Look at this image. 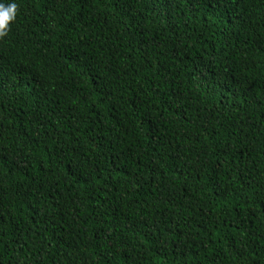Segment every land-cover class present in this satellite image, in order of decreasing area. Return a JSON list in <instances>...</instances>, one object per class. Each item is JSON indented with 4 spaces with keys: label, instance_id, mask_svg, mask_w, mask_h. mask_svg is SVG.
I'll return each instance as SVG.
<instances>
[{
    "label": "trees",
    "instance_id": "trees-1",
    "mask_svg": "<svg viewBox=\"0 0 264 264\" xmlns=\"http://www.w3.org/2000/svg\"><path fill=\"white\" fill-rule=\"evenodd\" d=\"M14 2L0 264H264V0Z\"/></svg>",
    "mask_w": 264,
    "mask_h": 264
},
{
    "label": "clouds",
    "instance_id": "clouds-1",
    "mask_svg": "<svg viewBox=\"0 0 264 264\" xmlns=\"http://www.w3.org/2000/svg\"><path fill=\"white\" fill-rule=\"evenodd\" d=\"M17 13V4L14 0L5 3L0 0V38L7 35L10 24L15 21Z\"/></svg>",
    "mask_w": 264,
    "mask_h": 264
}]
</instances>
